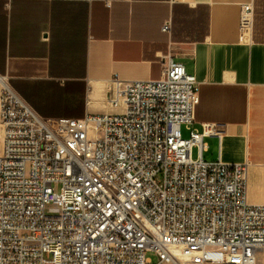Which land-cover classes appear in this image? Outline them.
I'll return each mask as SVG.
<instances>
[{"label":"built area","instance_id":"obj_1","mask_svg":"<svg viewBox=\"0 0 264 264\" xmlns=\"http://www.w3.org/2000/svg\"><path fill=\"white\" fill-rule=\"evenodd\" d=\"M163 61L157 80L114 75L117 112L81 119L40 117L0 75V264H262L247 165L202 158L219 133L193 128L199 83Z\"/></svg>","mask_w":264,"mask_h":264},{"label":"crops","instance_id":"obj_2","mask_svg":"<svg viewBox=\"0 0 264 264\" xmlns=\"http://www.w3.org/2000/svg\"><path fill=\"white\" fill-rule=\"evenodd\" d=\"M165 56L199 83L193 128L219 133L202 158L245 163L247 202L264 205V0H0V75L44 119L116 113L113 76L157 80Z\"/></svg>","mask_w":264,"mask_h":264},{"label":"rangeland","instance_id":"obj_3","mask_svg":"<svg viewBox=\"0 0 264 264\" xmlns=\"http://www.w3.org/2000/svg\"><path fill=\"white\" fill-rule=\"evenodd\" d=\"M182 136L184 137V138H186L187 137V131L184 129V128H182ZM55 188V190H57V187H54ZM149 258H151L153 261H156V259H155V257L153 256V255H149ZM181 261V260H180Z\"/></svg>","mask_w":264,"mask_h":264}]
</instances>
